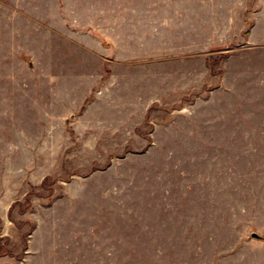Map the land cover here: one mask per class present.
Listing matches in <instances>:
<instances>
[{
  "label": "rangeland",
  "instance_id": "rangeland-1",
  "mask_svg": "<svg viewBox=\"0 0 264 264\" xmlns=\"http://www.w3.org/2000/svg\"><path fill=\"white\" fill-rule=\"evenodd\" d=\"M0 264H264V0H0Z\"/></svg>",
  "mask_w": 264,
  "mask_h": 264
},
{
  "label": "water",
  "instance_id": "water-1",
  "mask_svg": "<svg viewBox=\"0 0 264 264\" xmlns=\"http://www.w3.org/2000/svg\"><path fill=\"white\" fill-rule=\"evenodd\" d=\"M258 237V235H256V234H252V238H257Z\"/></svg>",
  "mask_w": 264,
  "mask_h": 264
}]
</instances>
